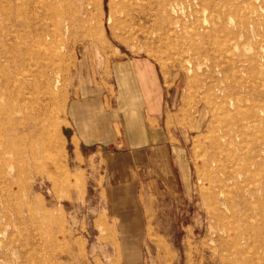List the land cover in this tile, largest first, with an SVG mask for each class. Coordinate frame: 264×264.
<instances>
[{
    "label": "rangeland",
    "instance_id": "1",
    "mask_svg": "<svg viewBox=\"0 0 264 264\" xmlns=\"http://www.w3.org/2000/svg\"><path fill=\"white\" fill-rule=\"evenodd\" d=\"M256 1L207 0L201 7L198 0H138L139 17L131 20L123 0H0V63L16 79L5 86L0 75V133L10 104L20 123L0 159L9 220L1 227L0 264H264V0ZM216 4L236 7L225 24L231 33L245 15L254 20L237 46L221 45ZM118 62L154 69L166 86L175 84L191 114L185 173L181 167L172 187L127 182L106 193L70 151V98L83 85L116 101ZM232 74L245 98L237 115L249 120L246 139L234 136L224 150L239 186L229 194L230 211L212 194L221 178L213 142L234 109ZM245 157L258 166L238 175ZM217 212L224 217L218 223L211 218Z\"/></svg>",
    "mask_w": 264,
    "mask_h": 264
},
{
    "label": "crops",
    "instance_id": "2",
    "mask_svg": "<svg viewBox=\"0 0 264 264\" xmlns=\"http://www.w3.org/2000/svg\"><path fill=\"white\" fill-rule=\"evenodd\" d=\"M113 75L119 88L116 101L109 91L102 94L83 85L70 98V151L80 158L89 179H101L106 193L127 182L178 184L181 167L185 173V142L195 124L175 84L166 86L154 69L140 63L118 62Z\"/></svg>",
    "mask_w": 264,
    "mask_h": 264
},
{
    "label": "bare ground",
    "instance_id": "3",
    "mask_svg": "<svg viewBox=\"0 0 264 264\" xmlns=\"http://www.w3.org/2000/svg\"><path fill=\"white\" fill-rule=\"evenodd\" d=\"M249 1H253V0H249ZM259 1V0H258ZM256 1V2H258ZM198 2L200 3V6L203 7L205 5H208L207 4V0H198ZM253 3V2H252ZM126 8H127V11L125 12V15H128L130 16L131 20H135L136 17H139V15H136L138 13V8H139V3H138V0H123V3ZM217 6L216 9H215V15H216V18L219 20V24H216L217 26H214L215 23L213 24V27L215 28L216 31L218 32H221L224 34L225 36V41H223L221 43V45L225 48L228 49V44H232L231 41H233V43L235 42V45L237 46V39L238 37H240V34L242 31L245 30V28L250 24L254 25V20L252 22H249L248 19H247V15L244 16V19H242L240 22H238L236 24V32L235 33H231L230 31L226 30L225 28V24H226V20H229L231 21V18L233 16V14L235 15L237 13V9H235L234 7H230L229 6H226V5H223L222 6L216 4ZM206 7V6H205ZM214 7V8H215ZM208 8V6H207ZM221 8H224V11H221L220 9ZM248 12L250 13H253V11L255 13H257L258 9H255L254 6L251 4V3H248ZM249 15V14H248ZM255 16V15H254ZM252 16V17H254ZM252 19V18H251ZM206 21V20H204ZM259 22V21H258ZM232 23V22H231ZM250 27V26H249ZM205 29V28H204ZM168 30V29H166ZM230 30V29H229ZM257 31V30H256ZM261 31V30H260ZM220 33V34H221ZM165 38V37H164ZM214 39V38H213ZM212 39V40H213ZM220 39V38H218ZM216 43H219L218 41ZM215 44V42H214ZM217 45V44H216ZM219 46V45H218ZM221 47V46H220ZM231 48V47H230ZM215 49V48H214ZM217 50V47L216 49ZM221 50V49H220ZM219 51V50H218ZM229 56V55H228ZM4 57V56H3ZM3 57H0V59H2ZM4 61L7 62L8 59L5 57L4 58ZM235 70V69H234ZM239 70H243L242 72H245L244 69L242 68H239ZM1 73L3 74V77L5 78L4 80V85H9L10 83H15V77L13 76H10L6 73H4L3 69H2V65L0 63V75ZM234 81H235V84L233 88H231V91H232V94H234V98L232 99L233 101V104H231L232 108H234L232 110V112H229L227 110V116H228V121L226 120L223 124V129L221 130V136H220V146H219V143L217 144L216 142H213V146H215V148L217 149L218 148V153L220 155V162H215L214 164L216 165V167L220 166L219 167V172L221 173V178L220 180L217 182V191L215 194H212L215 199L217 200V202L222 205V207H224L223 209H228V201H229V194L231 193V191L233 189H235L236 187H239L237 186L235 183H233V179L234 177L232 175H230L228 172H227V168H226V163H229L231 161L230 157H229V154H224V150H226L225 148H227L229 145L232 144L233 142V137L236 136L238 137L239 139L242 140H245L246 137H247V132L245 130V126H247V122L248 120H246L245 118H241L239 117L237 114V110L238 108L240 107V104L244 102V96L242 95V93L239 91L238 92V88H236V86H240L241 85V82L238 81V78L232 74V76ZM242 81V80H241ZM57 82V81H56ZM55 82V83H56ZM258 83V80L256 81ZM259 84V83H258ZM262 85V84H261ZM251 87V86H250ZM44 91L43 93L44 94H49V90H48V87L47 85H45L44 87ZM229 88V87H228ZM248 89V87H247ZM255 89V88H254ZM245 90V89H244ZM254 91V90H253ZM226 92V91H225ZM51 93V92H50ZM251 94V93H250ZM5 97H7V94L5 95ZM252 100V98H251ZM255 100V99H254ZM10 101V100H8ZM230 101V99H229ZM231 101V102H232ZM249 101H250V97H249ZM256 103V102H255ZM254 103V104H255ZM230 104V103H229ZM251 104V103H250ZM225 105V104H224ZM251 106V105H250ZM20 107V106H19ZM246 107V105H245ZM253 107V106H251ZM42 108V107H41ZM248 108V107H247ZM245 108V109H247ZM259 108V107H258ZM257 108V109H258ZM21 109V108H20ZM43 109V108H42ZM248 110V109H247ZM2 115L5 116L6 118V121H5V124H6V127H4V130L1 131L0 133V159L3 158V155L6 153L7 151V146L5 145L6 143V140L8 139L9 141H13L12 140V137L11 136H16V134L18 135V131H17V125H19V121L14 117V114L16 113V108H14V105L10 104V106H7L6 109H3L1 111ZM262 114V113H261ZM248 115V114H247ZM250 122V121H249ZM24 123V122H23ZM246 123V124H245ZM251 123V122H250ZM249 127V126H248ZM255 128V127H254ZM250 130V129H249ZM220 132V131H219ZM29 140L31 139V133L28 132L27 136H26ZM251 139V138H250ZM243 143V142H242ZM238 144V142H237ZM244 144V143H243ZM25 152L26 153H29L31 155V152H32V149L30 147V144L27 145L25 148H24ZM23 150V151H24ZM257 151V150H256ZM255 152V151H254ZM244 154V153H243ZM29 155V156H30ZM247 156H250V154H248ZM239 157V156H238ZM31 158H32V155H31ZM259 158V156L257 157ZM245 161H241V165H239V172H238V175H241L243 174L244 172H248L249 171V167L250 166H258L257 162H256V159L255 158H250V157H245L244 158ZM233 161V160H232ZM235 162V161H233ZM233 167H236V166H233ZM10 169V168H9ZM232 171V170H231ZM236 172V171H235ZM0 173H3L1 167H0ZM2 182V181H1ZM237 183V182H236ZM240 184V183H239ZM244 185V184H243ZM213 186V185H212ZM244 187V186H243ZM252 194V193H251ZM12 196V194H11ZM5 203V202H4ZM2 199L0 200V234H2L1 232V227L3 225L6 226L7 223V217H6V208H5V205H4ZM215 209H213L214 211ZM218 210V209H217ZM28 211V210H27ZM226 211V210H225ZM231 211V210H230ZM228 212V211H227ZM211 218H213V220L218 223V221L221 219V218H224L223 217V214L222 213H216V214H213V216H211ZM9 221V220H8ZM5 228V227H4ZM5 231V230H4ZM6 233V232H5ZM264 252V251H263ZM246 255V254H245ZM249 258V257H248ZM23 259V257H22Z\"/></svg>",
    "mask_w": 264,
    "mask_h": 264
}]
</instances>
